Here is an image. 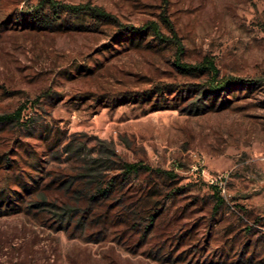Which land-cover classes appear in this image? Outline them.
Masks as SVG:
<instances>
[{
    "label": "rangeland",
    "instance_id": "obj_1",
    "mask_svg": "<svg viewBox=\"0 0 264 264\" xmlns=\"http://www.w3.org/2000/svg\"><path fill=\"white\" fill-rule=\"evenodd\" d=\"M83 2L127 25L166 7L184 60L243 80L205 95L171 44L64 7ZM19 105L0 123V264H264V0H0V113ZM136 200L161 211V249L119 214Z\"/></svg>",
    "mask_w": 264,
    "mask_h": 264
},
{
    "label": "trees",
    "instance_id": "obj_2",
    "mask_svg": "<svg viewBox=\"0 0 264 264\" xmlns=\"http://www.w3.org/2000/svg\"><path fill=\"white\" fill-rule=\"evenodd\" d=\"M42 0H40L41 2ZM66 10H70L72 12H80L86 11L91 14L94 20L98 21L99 24L106 23L109 26H116L115 28H119L117 33L114 35L116 37H124L129 38L130 40L134 41L135 39L137 42L141 40L147 39V41L154 43H163V44H171L174 49V57H173V64L177 68L178 71L186 74H198L200 76H204L206 78V84L204 85V91L206 92H214L219 89H226L230 85L238 84L241 80L240 77H233L226 74H221L220 69L216 63V59L212 55H204L201 59L196 61H186L183 58V53L185 50L184 43L181 39V36L178 30L175 27L174 22L168 15L166 7L163 8L161 13L159 14L158 19L148 20L139 25L136 24H123L117 17L111 14L106 9L99 7V6H91L87 2L77 3V4H64ZM242 82V81H241ZM204 95V96H205ZM199 106V105H198ZM24 110L23 105H19L15 110L11 112H4L0 113V123H5L8 121H19L22 112ZM124 169L127 172H137L140 169H147L152 170V167L142 163L140 161H124L123 162ZM158 172L165 173L169 177H174L175 173L170 170H163V169H155ZM214 189V195L216 196V205L215 208L221 204L223 201L222 196L220 195V191L222 190L220 185L216 182H210ZM106 190V189H104ZM147 197V196H146ZM140 200V199H139ZM136 200L134 203H130L129 205L125 206L126 211H120L119 214H126L129 216V219L125 221L130 223V226L136 231V245L142 244L145 242H150L152 247L158 246L161 249L164 244L166 243V238L163 241L159 240L160 233L157 232L160 229V221L156 224L160 216V210L154 211L155 207L150 206L149 202L146 201L144 204H138ZM149 200V199H148ZM147 205V206H146ZM122 218V217H121ZM141 219V221L138 220ZM143 222H147L146 224ZM169 222V221H168ZM144 224L143 231L140 232V225ZM174 224V222L169 223V225ZM167 225V224H166ZM154 227L157 229L156 232L153 231V234L150 235ZM182 226L178 227V230L181 229ZM140 232V233H139ZM187 231L185 233H180L177 237V241L184 240V237L187 236ZM132 237V233L127 235V239ZM170 238V237H169Z\"/></svg>",
    "mask_w": 264,
    "mask_h": 264
},
{
    "label": "built area",
    "instance_id": "obj_3",
    "mask_svg": "<svg viewBox=\"0 0 264 264\" xmlns=\"http://www.w3.org/2000/svg\"><path fill=\"white\" fill-rule=\"evenodd\" d=\"M191 170L194 172V177L195 179L205 175V171L204 169H201L200 167H197V166H194L191 168ZM200 171V172H199ZM199 175V176H198ZM210 180L212 182H216L218 183L220 186L222 185V179H221V176H218V177H211L209 176Z\"/></svg>",
    "mask_w": 264,
    "mask_h": 264
}]
</instances>
